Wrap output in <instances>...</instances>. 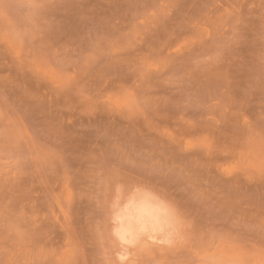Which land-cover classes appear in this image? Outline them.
<instances>
[{"label": "rangeland", "instance_id": "374dc122", "mask_svg": "<svg viewBox=\"0 0 264 264\" xmlns=\"http://www.w3.org/2000/svg\"><path fill=\"white\" fill-rule=\"evenodd\" d=\"M0 264H264V0H0Z\"/></svg>", "mask_w": 264, "mask_h": 264}, {"label": "bare ground", "instance_id": "6f19581e", "mask_svg": "<svg viewBox=\"0 0 264 264\" xmlns=\"http://www.w3.org/2000/svg\"><path fill=\"white\" fill-rule=\"evenodd\" d=\"M168 147H169V145H168ZM171 147H173V146H171ZM222 152H225V151H222ZM170 155H172V154H170ZM191 159H192V157H191ZM187 161L189 162V160H187ZM202 163H204V162H202ZM207 163H209V162H207ZM210 163H212V162H210ZM210 163H209V165H211ZM188 166H189V164H188ZM208 166H206V167L208 168ZM199 167H200V165H199ZM202 167L204 168L205 166H202ZM196 168H198V167H196ZM208 169L206 171H208ZM201 171H203V169ZM134 191H135V188H134ZM123 198H124V196H123ZM126 198H125V200L123 199L124 201H122V203H120V205L118 207V208L121 207L120 209L115 208L116 210L118 209L117 210L118 212L114 213V215H112V217H111V220L113 222V224H112L113 236L115 237L116 241L118 242L121 250L122 249H125L126 250V248L133 247L136 244H137L136 246L138 248V245H140L141 243L142 244H144V243L146 244L147 241L149 242L150 245L151 244L154 245V250H156L155 249V245L157 246V244H158V248H159V245H160V249H163L164 250L166 248H170L176 242V240L178 238H181V235H180L182 233V232L180 233L181 228H179L178 226L176 228L175 225H174L175 228L172 227L171 222L167 218V216H170V215H167L166 216L165 212L159 207L160 205H158L160 203V201H158L159 203L157 204V203L154 202V200L152 201L151 198L144 197V196L143 197L142 196L141 197H130V198L128 196V198L127 199ZM166 211H168V210H166ZM169 211H172V210L169 209ZM173 211H175V210L173 209ZM177 215L180 216L181 215L180 212L178 214H176V217H177ZM170 217H172V216H170ZM173 218H174V215H173ZM177 218L179 219V217H177ZM180 219L182 220V218H180ZM181 220H180V222H181ZM173 222H175V221L173 220ZM182 223L183 222H181V224ZM184 225L182 224V226H184ZM183 231L186 232V230H183ZM179 241H181V240H179ZM179 241L177 240V243H180ZM152 245L149 246L148 248H150V247L153 248ZM142 246H140V247H142ZM140 247L138 249H140ZM152 248H151V250H153ZM143 249L144 248L142 247V250ZM142 250L140 249V251H142ZM134 251L135 250H133V252H132L133 253V256H134ZM129 252H131V250H129ZM160 252H161V250H160ZM130 254L131 253H129V255ZM127 255L128 254H122V255H119L118 257H120L121 258V261H122V259L125 258ZM130 257H131V255H130ZM120 258H118V259H120Z\"/></svg>", "mask_w": 264, "mask_h": 264}]
</instances>
